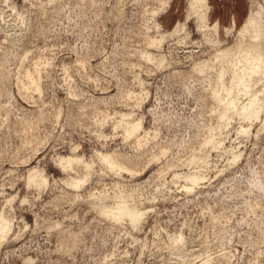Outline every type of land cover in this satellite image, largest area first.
<instances>
[{
	"label": "rangeland",
	"instance_id": "374dc122",
	"mask_svg": "<svg viewBox=\"0 0 264 264\" xmlns=\"http://www.w3.org/2000/svg\"><path fill=\"white\" fill-rule=\"evenodd\" d=\"M189 1L0 0V213L12 222L0 264H264V113L239 117L264 78L244 94L216 60L251 13L264 19V0H208L218 34L188 18ZM34 169L45 185L29 183ZM175 170L205 177L188 189ZM116 194L146 211L137 225L90 202Z\"/></svg>",
	"mask_w": 264,
	"mask_h": 264
},
{
	"label": "bare ground",
	"instance_id": "6f19581e",
	"mask_svg": "<svg viewBox=\"0 0 264 264\" xmlns=\"http://www.w3.org/2000/svg\"><path fill=\"white\" fill-rule=\"evenodd\" d=\"M208 0H190L189 8H188V18L195 17L198 21V26L203 29V31L207 34L210 33V29H214L216 34H218V24H214L209 26L207 23V12L209 10V6L207 4ZM168 2V0H164V3ZM185 26V25H183ZM178 26L176 29H178ZM175 29V30H176ZM230 31V28L227 29ZM174 33V32H172ZM171 33V34H172ZM250 33V38L248 39L245 34ZM167 34H164L160 39H154L153 43L160 46L166 37ZM240 38L237 40L236 46H229L225 49H221L216 54V60H219L221 65H224L226 61L230 62L233 66V76L236 78V87L242 93L249 95L251 93L252 81L257 82L260 79L264 78V19L263 15L259 11H255L250 14L249 18L246 19L240 33L238 34ZM211 42L215 44L219 43L218 38H211ZM151 56V55H149ZM163 55H159V59L163 60ZM200 66L203 63H199ZM226 74V68L220 71L219 74V83L225 86L224 79ZM36 77V76H35ZM34 77V79H35ZM233 93V91H231ZM259 93H264V91H259ZM255 93L254 97L250 98V100L244 103L241 106V111L239 117H242V121H253V119L258 120L262 113H264V95ZM247 95H243V97H247ZM227 104L233 105L235 107V111H237V105L235 102V98L232 96H228L224 98ZM227 116V114H225ZM124 119L128 120L127 117ZM225 119V117H223ZM231 117L227 119V121H231ZM130 121V120H129ZM131 125L129 126V134H134L142 127L141 120L131 121ZM251 125L249 127H245L243 124L241 125V132L245 134L251 133ZM221 143H217V145L221 146ZM241 156L240 154L235 155V160ZM155 158L159 159V156L155 155ZM102 161H104L111 169L118 171L122 168H128L125 164L119 161L115 155L110 153H103L101 155ZM74 158L71 157H63L61 159V164L64 167H73ZM87 167H90V163H86ZM165 169H162L160 175L164 176ZM161 176V177H163ZM203 173L196 170H188V171H174L173 180H180L181 178L185 179V187L188 189H192L196 184L203 179ZM29 183H37L40 186H43L47 182V178L44 173L39 170H31L28 176ZM83 180H74L75 186H81L84 183ZM134 200L133 195H123L116 194L115 199L110 198L107 195H102L98 199H90L94 205H98L101 213L110 216L114 219H121L125 216H129L131 222L134 225H137L143 215H145L146 211L141 207L134 206L132 201ZM11 220L4 213H0V247L2 243L7 239L8 234L11 228ZM184 235L182 232L174 235L175 243H181L184 240ZM210 256V255H209ZM208 257V256H207ZM213 259V258H212ZM211 257L203 264H209L212 261ZM34 258L27 257L25 258V262L32 264L34 263ZM137 264H142L141 262H137Z\"/></svg>",
	"mask_w": 264,
	"mask_h": 264
}]
</instances>
